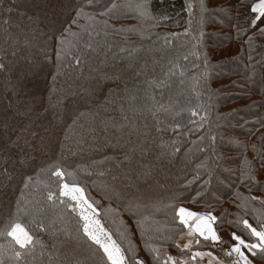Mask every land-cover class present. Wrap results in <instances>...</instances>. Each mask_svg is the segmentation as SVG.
<instances>
[{
	"label": "trees",
	"instance_id": "trees-1",
	"mask_svg": "<svg viewBox=\"0 0 264 264\" xmlns=\"http://www.w3.org/2000/svg\"><path fill=\"white\" fill-rule=\"evenodd\" d=\"M258 2L0 0V233L18 219L34 240L0 235V264H111L65 183L129 264L233 261L178 239L187 212L215 217L228 247L251 236L244 221L264 226Z\"/></svg>",
	"mask_w": 264,
	"mask_h": 264
},
{
	"label": "snow or ice",
	"instance_id": "snow-or-ice-1",
	"mask_svg": "<svg viewBox=\"0 0 264 264\" xmlns=\"http://www.w3.org/2000/svg\"><path fill=\"white\" fill-rule=\"evenodd\" d=\"M252 11L254 13H258L259 15L257 16V19L260 17H264V0H259V2L255 5L252 6ZM79 16L80 13H77ZM71 35H75V33H70ZM61 44L66 43L64 39H61L60 41ZM57 58L59 59V53L57 54ZM56 176H62L63 173L57 170L54 173ZM63 190L60 192V195L62 196H67L69 195V192L73 193H80L79 199H84L83 198V192L82 189L78 187H72L70 188L68 184H63L62 186ZM52 198V194H49V199ZM73 199H77L76 196H73ZM84 203H87L86 200H84ZM88 207L91 208V204H88ZM180 213L183 214L185 213V209L181 208ZM197 214L192 213V212H187V216H196ZM82 218L85 221V224L83 226L84 228V233L91 239L95 244L99 245L100 248L103 249L104 254L107 257V260L111 262V264H125V256L121 252L120 248L118 245H116L115 241L111 239V236L108 235L102 227L99 226V222L96 221V228L95 229H90L89 225V218L84 215ZM183 219V216H182ZM199 219V217H198ZM215 217L209 216L208 220H214ZM245 226L250 229V232L253 236L257 237L260 241V244H248L245 243L243 239H241L240 236H237L235 233H233V239L237 241V245L233 247L232 251L241 254V248L240 246L242 245L245 248H248L249 250L251 249H256V248H261L264 249V231H257L255 228H253L251 225L248 224L247 221H244ZM197 230L200 232L202 236H204L205 239L211 238L212 240L216 241L219 239L218 236L215 235L213 229L208 226L207 231L208 233L211 234V237L208 235H205L204 229L200 227L199 224H197ZM0 235L6 236L11 238V241L14 242V244L19 245L21 249L25 248L28 245H31L34 243L33 236L30 234V232L26 229V227L18 220V219H13L6 230L3 233H0ZM103 237V239H102ZM16 256H20L21 253L17 251ZM197 255H202L201 253H197ZM244 262L245 264H251V262L244 257ZM134 264H143V261H135Z\"/></svg>",
	"mask_w": 264,
	"mask_h": 264
},
{
	"label": "crops",
	"instance_id": "crops-1",
	"mask_svg": "<svg viewBox=\"0 0 264 264\" xmlns=\"http://www.w3.org/2000/svg\"><path fill=\"white\" fill-rule=\"evenodd\" d=\"M198 217L200 219L198 224L200 225L201 228L204 229L205 235H208L209 237H211V234L208 233V231H207L208 226H210L213 229L215 235L218 236L216 234L215 225H214L213 220L210 221V220H208V218H206V216H204L202 214H198V215H196L195 221H197ZM248 224L251 225L253 228H255L257 231H264V226L262 227V229H258L250 221H248ZM196 228H197V225H196ZM237 236H240L241 239H243L245 241V243L260 244L259 239L255 236H253L252 234L250 236L252 238L245 236V235H242V234H237ZM200 240H204V242H211L212 241V244L215 247H220V245L222 244L223 248H225V250L233 257V261L230 260V262H228L226 259L222 258L221 256H219L215 252L207 250V251H203V252H197V253H201L202 255H197V253H196L193 256L199 264H245L244 257H246L251 262V264H264V262H262L259 259L254 257L256 252H261L264 249L256 248V249L249 250L248 248H245L241 245L240 246L241 253L243 254V256H241V254L232 251L233 247H235L237 245V243H238L237 241H235L234 244H232L230 247H228L227 245H224L221 242L220 237L216 241L212 240L211 238L205 239L204 236H202L198 230H196V229L193 230V229H191V227L189 228L188 225H187L184 233H182V235L178 239V246H179V248H181V250H190L191 248L195 247L199 243Z\"/></svg>",
	"mask_w": 264,
	"mask_h": 264
},
{
	"label": "rangeland",
	"instance_id": "rangeland-1",
	"mask_svg": "<svg viewBox=\"0 0 264 264\" xmlns=\"http://www.w3.org/2000/svg\"><path fill=\"white\" fill-rule=\"evenodd\" d=\"M11 4L12 5H14L13 4V2H11ZM23 63L24 64H27L28 63V60L27 59H25V60H23ZM129 69H131V68H129ZM175 161H174V159H170L169 160V162L168 163H170V164H173ZM166 163V162H165ZM148 175V173L145 175V176H147ZM143 177V181H149L148 179V177ZM145 181V182H146ZM69 185V184H68ZM69 187L70 188H72V187H77V186H72V185H69ZM78 188H80V187H78ZM81 189V188H80ZM82 192H83V190H82ZM73 196H76L77 197V199H73ZM66 197H68L70 200H72L77 206H78V209H79V211H80V215H81V217L82 216H84V215H86L88 218H89V220H88V222H89V225H90V229H95L96 228V221H98L99 222V226L100 227H102L103 228V230L108 234V235H110L111 236V239L113 240V241H115L114 239H113V237H112V235L110 234V232L105 228V226L103 225V223L101 222V220H100V218H99V215H98V211L92 206L91 208H89L88 207V204H90L89 203V201L87 200V198H86V196H85V194H84V192H83V200L82 199H79V197H80V193H73V192H69V195H67ZM84 200H86L87 201V203H84ZM184 214V213H183ZM185 216H187L186 214H184L183 215V217H185ZM83 219V218H82ZM84 220V219H83ZM185 221H184V224L186 225V227H187V225L189 226V228L191 227V229H196L197 230V228H196V225L198 224V222H199V220L200 219H197V221H195L196 220V216H191V217H189L188 219H184ZM85 222V221H84ZM102 239H103V237H102ZM115 243H116V241H115ZM116 245H118L117 243H116ZM119 246V245H118ZM119 248H120V246H119ZM120 250H121V252L123 253V251H122V249L120 248ZM124 254V253H123ZM125 256V255H124ZM125 264H129L128 263V261H127V259H126V257H125Z\"/></svg>",
	"mask_w": 264,
	"mask_h": 264
}]
</instances>
